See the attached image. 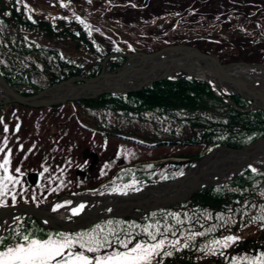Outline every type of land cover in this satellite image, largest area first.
Wrapping results in <instances>:
<instances>
[{
	"label": "trees",
	"instance_id": "1",
	"mask_svg": "<svg viewBox=\"0 0 264 264\" xmlns=\"http://www.w3.org/2000/svg\"><path fill=\"white\" fill-rule=\"evenodd\" d=\"M149 1L0 0V75L14 86H30L29 90H21V94L28 96L33 90L41 91L73 76L98 75L104 58L117 50L155 52L172 43L198 47V41H231L238 37L264 41V31L261 30L264 20L254 23L253 11L244 14L234 9V12H217L212 16L198 13L210 0H196L195 7L187 4L146 20L128 23L113 16L117 9H145ZM42 2L56 9H72L73 14L52 15L42 9ZM258 13L260 15L262 11ZM78 24L98 27L89 38L94 40L89 42L93 46L85 48L82 53L76 52L80 39L74 34L77 35L75 26ZM208 50L226 62L230 60L228 54L232 52V46ZM125 60L124 57L111 59L108 68L116 69ZM87 65L88 73L83 71ZM232 100L240 107L249 104L240 96H233ZM117 134L145 147L181 146L182 151L176 155L185 160L142 165L130 175L135 179L171 181L179 177H173L174 173L184 172L190 162L219 146L240 148L264 137V111H237L217 97L207 82L194 77L162 79L124 95L71 100L51 107L34 108L19 103L0 107V137L9 138L10 160L18 158L17 164L26 170L47 168L48 171L64 173L73 167L72 163L79 155L77 151L87 138ZM171 139L174 141L169 142ZM27 148L34 149L35 153L28 152ZM174 154L171 149L165 157ZM158 157L154 155L150 159ZM32 162L36 167L31 166ZM95 187L96 184L90 186L77 181L67 191L79 192ZM63 191L46 192L35 188L30 195L42 196L45 200L55 198ZM262 208L264 166L255 171L246 168L222 186L200 189L184 202L150 211L142 218H108L64 233L86 232L97 225L130 230L128 225L131 224L145 226L156 221L167 222L178 229L176 237L169 234V239H179L181 244L189 243L191 247L165 258L163 264H231L233 258L252 257L264 251V226L261 222L253 223L256 217L264 215ZM168 214L179 215L183 224L176 225L171 218L166 220ZM249 225L257 229L255 237L239 240L224 249L223 255H205L199 251L203 245L237 235ZM189 231L204 232L205 235L188 241L185 237ZM15 232L45 237L56 234L44 229L32 216H27L2 237L8 241Z\"/></svg>",
	"mask_w": 264,
	"mask_h": 264
},
{
	"label": "snow or ice",
	"instance_id": "2",
	"mask_svg": "<svg viewBox=\"0 0 264 264\" xmlns=\"http://www.w3.org/2000/svg\"><path fill=\"white\" fill-rule=\"evenodd\" d=\"M6 143L5 140V146ZM3 150L0 148V152ZM10 156L11 150L0 162V207L7 206L5 197L11 191L9 186L20 182L16 175L9 173ZM44 171L47 172L48 169L45 168ZM15 172L20 173V168H16ZM176 175H183V172L174 173L173 177ZM111 191L128 195L129 191H139V188L131 183L113 187ZM11 200L15 202L16 195L13 194ZM59 208H67L72 216H77L84 211L85 206L80 204L72 207L71 202L66 201L64 204H57L53 211ZM261 212L264 213V208ZM168 218L173 219L176 225L183 224L177 214H168L166 220ZM256 222H261V226H264V215L256 217L253 223ZM136 228L140 231L136 232ZM128 229L130 230H117L97 225L86 232L56 233L46 237L35 233L15 232L8 241L0 237V264H163L165 258L173 257L174 253L191 247L189 243L181 244L179 239H169V234L176 237L178 229L167 222L161 224L156 221L155 224L145 226L131 224ZM204 235V232L189 231L185 239L192 241L196 236ZM239 239V236L228 235L203 245L199 251L205 255H223V250L236 244ZM231 264H264V251L252 257L233 258Z\"/></svg>",
	"mask_w": 264,
	"mask_h": 264
},
{
	"label": "bare ground",
	"instance_id": "3",
	"mask_svg": "<svg viewBox=\"0 0 264 264\" xmlns=\"http://www.w3.org/2000/svg\"><path fill=\"white\" fill-rule=\"evenodd\" d=\"M173 67H180L184 69L198 68V70H203L204 72H213L214 75L217 74L216 72H214L217 69L218 72L224 74L227 78H229V80L234 82L235 85L238 84V86L242 88L244 86L240 83L241 81L246 84H251L252 82L256 81H262L264 83V68H261L260 71H252L249 66L238 64L231 66L230 68H225L222 66L220 67L219 65L214 64L213 62L208 61L207 59L199 55L194 56L190 54H179L178 57L175 58L174 50H169L167 52V55L161 58L148 57L142 55L136 56V58H134L132 62H128L123 67V69L119 70L117 74L112 73L102 75L96 81L95 87L98 89L97 91L101 92L112 90L115 88H120L121 91H123L125 88H138V83L132 86H125V84L130 79H136L138 81H148L149 79L157 75L168 73L169 70ZM213 74L212 76H214ZM235 79L238 81H234ZM87 90L91 91L90 89ZM93 90L96 92L95 89ZM80 93H82V91L77 89V87L75 86L63 85L58 87L56 90L51 91L50 96L51 99H60L66 96L78 95ZM13 94L14 90L11 89L9 85L3 79L0 78V96L8 97ZM249 151L250 152L242 151L239 153H234L231 151L228 152L224 150H219L209 155L208 157L200 161L198 165L191 167V170L189 172L190 179L185 186L186 189H192L198 184H202L203 181H209V179L211 180V178H213L214 176L216 177L219 175L226 177L232 167L240 168L244 166L246 164L245 160H249L253 155L259 156H256L255 160L250 159L249 163L250 161H254V163H257L263 160L264 141H261L260 143L255 145L252 150ZM166 188V185H158L153 189L147 191L146 193H149L151 195H158L162 192H165L167 190ZM140 196L141 194L134 197L142 198ZM112 200L105 199L98 201V203L94 205V210H101L100 212H102L105 209H109L111 206H113ZM123 204L124 205H121V207L119 206V212L131 211L130 202L126 201ZM70 216L72 215H69V217ZM52 219H54V221L59 219H65V215L60 216L56 214L52 216ZM11 222L12 221L10 214H0V234L7 228V226Z\"/></svg>",
	"mask_w": 264,
	"mask_h": 264
},
{
	"label": "rangeland",
	"instance_id": "4",
	"mask_svg": "<svg viewBox=\"0 0 264 264\" xmlns=\"http://www.w3.org/2000/svg\"><path fill=\"white\" fill-rule=\"evenodd\" d=\"M193 5L194 7L197 5L196 0H151L148 2V6L145 9H127V10H121L117 12V14L122 15L123 19L127 22H130V20L135 19H147L149 17L156 16L158 14H163L165 11L172 10V9H180L183 8L185 5ZM40 6L44 8L45 10L49 12H54L53 8L46 3H40ZM231 9H235L238 11H241L245 14L248 11H254L258 15V11H264V0H210L206 5H204V10L199 11L204 12L207 14V16H212L214 13H230ZM234 11V10H233ZM219 15V14H218ZM260 16V15H259ZM261 18L264 17V12H262ZM198 47L202 48L204 45L206 49L214 48L215 50L221 49L224 45H227L226 41L224 40H214V39H206L203 41H198ZM233 47L235 51L233 53L228 54L229 61L232 62H248V63H264V42L263 43H254L251 41V39L244 38V37H238L234 39L232 42ZM177 70L173 69L172 73H175ZM212 79V78H211ZM218 83L217 81L215 82ZM221 85L220 83H218ZM217 84V85H218ZM218 85V86H219ZM30 142V141H29ZM15 143V142H13ZM103 144L104 150H103V157L102 160L99 162V168L97 169V173L99 172H108L113 167L117 166L116 158L119 156H134V157H144L148 154H154L161 151H164L166 149V146L158 147L157 149H147V150H141L140 148L136 147L133 143L129 141H120L118 139H115L113 141H107L102 138H99L98 142L95 141L94 145L99 146ZM11 146V145H10ZM9 146V147H10ZM87 146V145H86ZM85 145L84 147L87 148ZM83 147V148H84ZM100 147V146H99ZM81 149V151L83 150ZM92 149V148H90ZM11 150L10 148L8 151ZM28 152L34 151V149L27 148ZM12 152V150H11ZM35 153V151H34ZM12 155V153H11ZM12 157V156H10ZM18 158L13 157L11 159L12 168L9 166V173L15 174V169L20 168V173H17V175H21L24 171L23 168L17 164ZM37 162V159L34 160ZM16 162V163H15ZM106 164V165H105ZM108 164V166H107ZM32 167L35 166V164L31 163ZM105 165V166H104ZM26 167V166H25ZM55 176L52 171L44 172L43 173V187L50 186L49 182L50 179H52ZM11 191L14 193H11V195H17V199L22 204H32L34 203L32 196L30 195L32 191V187L27 186L26 183H19L15 186H10ZM51 199L46 198V201H49ZM6 204L10 205L12 204V200L10 199V202L6 200ZM40 202L41 200H37ZM257 234L256 228H250L249 226H246L243 231L238 233L236 236H239V240H246L249 238L255 237Z\"/></svg>",
	"mask_w": 264,
	"mask_h": 264
},
{
	"label": "water",
	"instance_id": "5",
	"mask_svg": "<svg viewBox=\"0 0 264 264\" xmlns=\"http://www.w3.org/2000/svg\"><path fill=\"white\" fill-rule=\"evenodd\" d=\"M170 48H173L174 51L179 52L182 55L183 54L184 55H189L190 54V55H194V56L199 55L201 57H204L205 59H208V60L212 61L214 64L221 65V66H224L226 68H229V66L223 64L220 61L219 58H217L216 56L208 53L207 51L194 50L193 52H190V51H186L185 49H183L182 47L177 46V45H173ZM165 50L166 49L160 50L157 53L151 54L149 56H153L155 58L156 57L157 58H161L163 53L165 52ZM187 53H189V54H187ZM186 60H188V59H186ZM199 71H203V70H199ZM214 72H216L218 74L220 79L225 84H230L229 81L222 75L221 72H218L217 69ZM164 77H166L165 73L157 75V76L149 79L148 81H138L136 79H130V80H128L126 82L125 86H132V85L137 84V83H138L139 86H138V88H134V89L125 88L123 90L124 92H122L120 90V88L119 89L115 88V89H112V90L102 91V92L101 91H97L98 89L95 87V83L99 79L98 77H97L98 79L97 78H92V79H87V80L84 79V78H80V80L84 81L83 84H76V83L72 82L71 80H67V81L60 82V83H58V84H56V85H54V86H52L50 88H47L46 90H44L42 92L36 93L35 95L29 96V97H22L21 95H19L16 92V88L8 83L9 87L11 89H13L15 92H14L13 95L5 97L3 100H1L2 98H0V105L6 104V103H11V102H18V103H21V104H24V105H29V106H34V107L52 106V105H56V104H59V103H63L66 100H69V99L74 100V99L97 98V97L102 96V95L119 94V93L137 91V90L142 89L145 86H148L149 84H151L155 80L163 79ZM2 79L5 80L4 78H2ZM87 81H93V82H91L89 84V83H87ZM63 85L75 86V87H77V89L81 90L82 93H80L78 95H73V96H66V97H63V98H60V99H53V98L52 99L51 98L40 99L44 95L49 94L50 91H52L54 89H57L58 87L63 86ZM87 89H90L91 91H89ZM93 89H95L96 92ZM245 89H247V88H245ZM246 91H248V95L249 94L254 95V96L258 97L259 100H262L261 94L259 92L253 91V90H249V89H247ZM37 100H39V101H37ZM253 105H255L257 108L262 109L264 111V102L263 101H261V103L253 102ZM262 140L264 141V139H262ZM260 142L261 141L259 140V142L257 141L256 143H253L250 146H247V147H244V148L238 149V150H232V149H226V150L228 152L231 151V152H234V153H239V152H242V151L250 152L249 150H252V148L255 145H257L258 143H260ZM256 156H259V155H253L250 159L256 158ZM249 160L247 159V160H245V162L249 163ZM231 169H233L234 174H236L239 171V169L237 167H232ZM189 170H190V168H188V170H187V172H186V174L184 176H181L176 181L169 182V188L161 196L156 197V198H151V197L146 198V199H150L152 201H156V202L159 203L154 209L165 207V206H167L169 204L182 201V200H184L186 198V196H184L183 198H180L178 193L180 192V189H183L186 186V184L188 183V181L190 179L189 178V172H190ZM27 179H28L29 183L37 184L38 180H39V177H38V175L36 173H31V174H29L27 176ZM217 183H218V181L212 180L207 186H211V185L217 184ZM199 188H200V186H195L192 190L189 191V193H191L192 191L197 190ZM172 191H173L174 195L172 197H170L169 193H171ZM133 199H135V198L133 197ZM135 200H137V199H135ZM137 201H135V202H137ZM20 209H21V206H16V207H13V208L0 209V214L1 215L4 214V213L5 214H11V213H13L15 211H19ZM35 210H37V209H35ZM38 211L41 212L40 210H38ZM108 217H111V215L105 216L104 218H108ZM46 219L48 221H50V220L54 221V219H52L51 217H46ZM86 225H88V223L81 224V225L72 224V225L67 226V227H62V228H60L61 229L60 230V229H55L49 223V227L48 228H50V230H52L54 232H59V231H65V230H75V229H78V228L85 227Z\"/></svg>",
	"mask_w": 264,
	"mask_h": 264
},
{
	"label": "flooded vegetation",
	"instance_id": "6",
	"mask_svg": "<svg viewBox=\"0 0 264 264\" xmlns=\"http://www.w3.org/2000/svg\"><path fill=\"white\" fill-rule=\"evenodd\" d=\"M63 26V25H62ZM75 27H77L78 28V30H75V31H78V32H83V31H86V30H88V26H86V25H81V24H78L77 26H75ZM72 30V29H71ZM71 35V34H70ZM80 37H81V39L79 40V41H77V47H76V52H80V51H82V49L81 50H79V48H82L83 46H86V47H88V46H90L92 43H89L90 41L89 40H86V39H84L86 36L82 33V34H80ZM68 57V56H67ZM83 71H85V72H89V65H87L86 67H84L83 68ZM92 161H91V159H87V162H86V164L84 165V168H80V169H83V171L85 170V173H83V175H82V178H92V177H94L95 175H96V173H97V170H95L96 169V167H97V164L95 163L94 164V166H93V169H92V171L91 172H88V166H89V164L91 163ZM99 162V161H98ZM97 162V163H98ZM106 165V164H105ZM104 165V166H105ZM107 166H108V164H107ZM95 171V172H94ZM114 173H116V169H115V171H114Z\"/></svg>",
	"mask_w": 264,
	"mask_h": 264
}]
</instances>
